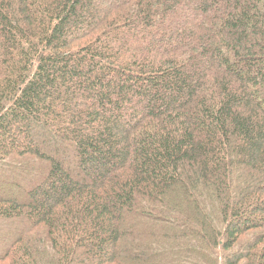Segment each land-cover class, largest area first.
<instances>
[{"label":"trees","instance_id":"1","mask_svg":"<svg viewBox=\"0 0 264 264\" xmlns=\"http://www.w3.org/2000/svg\"><path fill=\"white\" fill-rule=\"evenodd\" d=\"M0 264H264V0H0Z\"/></svg>","mask_w":264,"mask_h":264}]
</instances>
